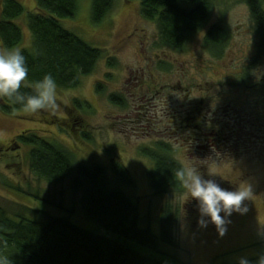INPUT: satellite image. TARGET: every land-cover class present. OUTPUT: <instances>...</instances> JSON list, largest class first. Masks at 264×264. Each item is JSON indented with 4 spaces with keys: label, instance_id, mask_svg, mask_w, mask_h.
Returning <instances> with one entry per match:
<instances>
[{
    "label": "rangeland",
    "instance_id": "rangeland-1",
    "mask_svg": "<svg viewBox=\"0 0 264 264\" xmlns=\"http://www.w3.org/2000/svg\"><path fill=\"white\" fill-rule=\"evenodd\" d=\"M20 1L25 12L16 22L24 36L15 47L22 50L32 46L26 15L36 9V0ZM92 1L78 0L75 14L60 22L104 50L94 71L83 76L77 88L57 87L55 109L37 114L24 110L7 113L0 100V208L11 217L21 213L24 206L45 209L54 216H66L84 228L124 241L86 217L82 193L71 187L73 174L54 183L31 170L27 145L15 140L21 133L35 132L60 143L71 153L74 175L82 164L108 165L109 149L121 155L135 182L123 189L139 204L140 227H149L160 236L162 206L172 203L178 215L174 227L178 246L161 242L159 245V249L178 260L175 263L165 257L170 263L221 264L252 259L250 264H257L264 256V57L258 65L251 66L259 38L248 5L244 0H212L209 23L192 34L183 49L174 50L162 45L155 21L142 16L138 0H115L111 12L99 22L92 19ZM219 21H224L230 31L221 57L212 55L204 43L208 26ZM0 47H4L1 40ZM108 55L117 57L118 68L106 65ZM246 67L254 86L241 89L235 83ZM107 72L113 74L107 80L106 91L98 92L96 84L105 79ZM110 92L122 93L127 104L121 107L111 103ZM74 98L87 101L90 108L83 112L86 126L74 124L76 133L72 134V121L66 114ZM187 114L194 115L192 126L181 124ZM57 116H62L69 128L58 125ZM196 123L201 126H194ZM81 129L89 131L92 138L87 139ZM198 129L209 134L189 137L199 135ZM215 131H220L219 140L214 138ZM160 139L171 142L175 157L183 166H200L197 170L204 179H213L229 191L241 185L251 187V198L244 202L247 212H233L226 217L224 235L210 217H204L208 221L206 227L200 225L198 202L190 198L186 189L182 193L153 195L147 175L151 162L139 148ZM141 251L161 257L152 249ZM225 252L228 253L215 258L216 253Z\"/></svg>",
    "mask_w": 264,
    "mask_h": 264
},
{
    "label": "trees",
    "instance_id": "trees-1",
    "mask_svg": "<svg viewBox=\"0 0 264 264\" xmlns=\"http://www.w3.org/2000/svg\"><path fill=\"white\" fill-rule=\"evenodd\" d=\"M138 1L142 16L155 21L162 45L174 50L183 49L192 34L209 23L213 13L212 0ZM244 1L249 7L254 32L259 38L258 51L250 62L253 67L264 57V0ZM114 3L115 0H93V21L103 20L111 12ZM77 5L78 0H36V9L27 13L26 21L33 40L31 48L22 49L29 72L21 92L35 94V83L49 73L56 80L57 87L77 88L81 78L94 71L104 50L88 43L60 22L61 18L73 16ZM0 6V40L4 47L13 48L23 40V30L16 19L24 14L25 8L20 0H0ZM229 37L228 25L224 21L214 22L205 32V47L212 55L221 57ZM106 65L116 69L120 62L116 56L108 55ZM112 74L107 72L105 79L96 84L98 92L105 93L107 80ZM249 80L250 74H247L246 67L235 84L241 89L252 88L254 84ZM108 97L114 105L124 107L127 104L120 92H110ZM0 100L2 109L7 113L23 110L22 105L13 99L0 97ZM68 107L66 115L72 121L70 128L62 116H57V124L68 127L75 134L73 125L86 126L83 112L90 107L87 101L79 98H74ZM192 118L193 114H187L185 122L181 124L192 126ZM194 126L201 125L196 123ZM81 131L84 136L87 134V139L92 138L89 131ZM198 131L199 135L189 137L200 138L209 134L208 131ZM214 138H221L220 131L214 132ZM18 142L27 145L29 166L41 178L60 183L73 174L71 187L82 193L81 203L86 217L124 238V241L84 228L66 216H54L45 209L24 206L21 213L11 217L0 208V257L6 256L11 264H172L165 260L167 256L175 263L178 261L175 256L159 249L160 242L178 246L174 229L178 215L172 203L167 202L162 206L160 236L149 227H140L139 204L123 189L134 186L135 182L130 168L117 152L108 150V165L101 162L82 164L74 175L73 157L60 143L35 132L21 133L15 140V143ZM139 151L151 162L147 175L153 195L165 196L169 192L182 193L185 190L174 175L176 170L184 166L175 157V147L170 141L160 139L151 145L141 146ZM143 248L152 249L161 257L158 254H143ZM227 253L214 255L220 258Z\"/></svg>",
    "mask_w": 264,
    "mask_h": 264
},
{
    "label": "clouds",
    "instance_id": "clouds-1",
    "mask_svg": "<svg viewBox=\"0 0 264 264\" xmlns=\"http://www.w3.org/2000/svg\"><path fill=\"white\" fill-rule=\"evenodd\" d=\"M29 69L26 58L19 47H0V97L13 99L22 105L23 110L30 114H37L40 110L55 109L57 101V83L49 73L34 85L35 94H25L20 91L28 78ZM175 178L183 185L191 199L198 202L201 214V226H207L204 217H210V222L215 224L221 235L226 232V217L233 212L244 214L247 207L244 204L252 195L250 186H239L234 191L222 188L213 179H204L194 166H184L176 170ZM212 175V173H210ZM221 213H224L222 216ZM0 264H11L5 256L0 257ZM241 264H250L247 259H242ZM257 264H264L261 256Z\"/></svg>",
    "mask_w": 264,
    "mask_h": 264
},
{
    "label": "flooded vegetation",
    "instance_id": "flooded-vegetation-1",
    "mask_svg": "<svg viewBox=\"0 0 264 264\" xmlns=\"http://www.w3.org/2000/svg\"><path fill=\"white\" fill-rule=\"evenodd\" d=\"M221 215L223 216V214L221 213Z\"/></svg>",
    "mask_w": 264,
    "mask_h": 264
}]
</instances>
